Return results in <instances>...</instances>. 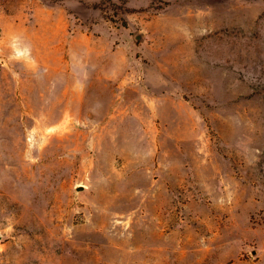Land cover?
<instances>
[{"label": "rangeland", "instance_id": "374dc122", "mask_svg": "<svg viewBox=\"0 0 264 264\" xmlns=\"http://www.w3.org/2000/svg\"><path fill=\"white\" fill-rule=\"evenodd\" d=\"M0 264H264V0H0Z\"/></svg>", "mask_w": 264, "mask_h": 264}, {"label": "water", "instance_id": "95a60500", "mask_svg": "<svg viewBox=\"0 0 264 264\" xmlns=\"http://www.w3.org/2000/svg\"><path fill=\"white\" fill-rule=\"evenodd\" d=\"M80 188H83V186H80Z\"/></svg>", "mask_w": 264, "mask_h": 264}]
</instances>
